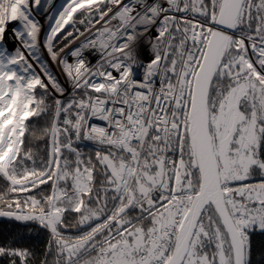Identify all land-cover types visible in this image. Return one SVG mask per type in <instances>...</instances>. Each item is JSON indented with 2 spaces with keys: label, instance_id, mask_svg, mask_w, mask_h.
<instances>
[{
  "label": "snow or ice",
  "instance_id": "1",
  "mask_svg": "<svg viewBox=\"0 0 264 264\" xmlns=\"http://www.w3.org/2000/svg\"><path fill=\"white\" fill-rule=\"evenodd\" d=\"M0 264H264V0H0Z\"/></svg>",
  "mask_w": 264,
  "mask_h": 264
}]
</instances>
